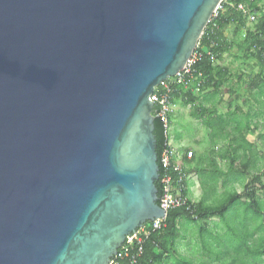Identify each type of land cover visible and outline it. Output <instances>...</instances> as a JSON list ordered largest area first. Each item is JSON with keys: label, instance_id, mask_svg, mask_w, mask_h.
I'll return each mask as SVG.
<instances>
[{"label": "water", "instance_id": "water-1", "mask_svg": "<svg viewBox=\"0 0 264 264\" xmlns=\"http://www.w3.org/2000/svg\"><path fill=\"white\" fill-rule=\"evenodd\" d=\"M221 1L0 0V264H110L165 215L150 95Z\"/></svg>", "mask_w": 264, "mask_h": 264}, {"label": "trees", "instance_id": "trees-1", "mask_svg": "<svg viewBox=\"0 0 264 264\" xmlns=\"http://www.w3.org/2000/svg\"><path fill=\"white\" fill-rule=\"evenodd\" d=\"M256 2L257 0H224L221 3V9L207 23L193 52V54L196 52L200 54L198 61L192 65L193 72L185 78L183 83L171 85L173 91L170 97L173 104L175 100H180L183 104L190 105L198 101L197 93H202L205 90L216 92L222 88L229 80V68L217 65L215 62H220L224 55L234 47L243 52L242 54L247 59L253 60L258 68L257 72L251 76L248 75L250 80L248 89L256 90L258 88L259 93L264 91V9L256 8ZM239 3L247 4L250 13L256 16L251 28H246V23L249 21L248 15L236 10ZM228 28L232 29L233 38L231 39L226 33ZM243 30L244 34L241 35ZM236 77L239 81L241 80L240 75ZM194 80H196L195 88L197 90L195 93L188 85ZM159 86L160 84L157 88ZM204 100H209L208 96L204 97ZM155 111L156 107L153 106V133L156 140L155 151L158 162L162 150L166 148L167 136L163 122L160 117L156 116ZM204 111V107L199 104L197 114L199 118L203 119ZM173 113L168 118L169 126ZM231 114L233 116L230 117L229 115V119H227V116L226 118H219L211 113L209 119L202 121L216 137H227L226 134L222 135V132L229 126L228 169L223 171L217 165L213 151L208 153L207 164L203 165L204 161L198 160L193 168L195 171L193 173H195L202 188L201 199L197 203L190 201L187 197L188 189L185 188L184 195L188 198L187 206L167 211L165 228L157 233H152L145 240L141 264H162L166 257L175 259L178 264H190V261L182 258L177 251L176 242L181 228V220L196 223L210 217L218 218L229 229V239L225 241V243H229V264H244L246 260L242 258V255L249 256L252 264H256L258 261L264 262V200H260L257 195L259 189L264 197V184L260 180L264 169L259 171V174H255L249 182L243 184L242 178L247 172H250L249 170L257 171L259 169L251 158L253 144L246 139V136L251 132L250 115L246 114L242 119H238L233 112ZM233 123L234 125L231 126ZM262 137L264 138V135ZM227 155V151H225L223 156L226 157ZM238 158H241L242 161L240 167L235 168L234 164ZM191 163L192 159H188L185 153L180 165L187 171ZM161 174L162 169L159 166V177L155 180L158 197L161 193ZM230 179L243 184L240 192H237L232 185L227 187V184L231 183ZM219 186H222L224 190L220 194L221 197L216 198ZM215 202L217 203L214 204ZM205 232L208 233L204 227H198L202 243H204L203 233ZM220 254L226 255V252L221 251L218 255Z\"/></svg>", "mask_w": 264, "mask_h": 264}, {"label": "rangeland", "instance_id": "rangeland-1", "mask_svg": "<svg viewBox=\"0 0 264 264\" xmlns=\"http://www.w3.org/2000/svg\"><path fill=\"white\" fill-rule=\"evenodd\" d=\"M253 23L250 20L247 21L246 28H251ZM243 34L244 30L241 32V35ZM228 37L230 39L233 38L231 28L229 29ZM235 38L239 39L238 37ZM242 53L234 47L227 53L229 55L225 54L220 62H215L217 65L229 68L230 72L228 82L218 91L212 92L211 90H205L202 93H197L198 101L190 105L183 104L180 100L174 101V113L171 117L168 135L169 138L172 137L170 144L178 155L180 162L183 160L185 153L188 151L193 152L191 165L187 171L184 168L188 175L186 181V188L188 189L187 197L193 203H197L202 197V188L195 173H193V168L198 163V160L202 159L204 161L203 165L205 163L207 164L208 159L206 160V158L208 157V153L213 151L217 165L223 171H226L229 167V149L227 146L229 144L230 128L228 126L222 132V135L226 134L227 137H216L214 133H211L210 128L202 122L203 120L209 119L211 113L219 118H226L227 116V119H229V115L230 117L233 116L231 114L232 112L238 119H242L246 114L250 115L251 132L246 136V139L253 144L251 158L255 161L259 169L257 171L249 170L250 172H247L242 178L243 184L249 182L255 174H259V171L264 169V166H262L264 165V138L262 137L264 135V91L262 90L259 93L258 88L256 90L248 89L250 81L248 75L251 76L257 72L258 68L253 60L247 59ZM238 75L241 76L240 81L236 77ZM195 84L196 80L188 84L193 89V92L197 91ZM229 88L231 89L230 92L228 90ZM206 96L209 98L207 101L204 100ZM199 104L205 109L203 119L197 115ZM215 117L213 116V118ZM233 125L234 123L231 124V126ZM225 151L228 154L226 157L223 156ZM241 161V158L236 160L234 164L235 168L240 167ZM260 180L264 184V171ZM243 184L231 180V183H228L227 187L232 185L237 192H240ZM223 190L224 188L222 186L218 187V195L216 198L221 197L220 194ZM257 195L260 200H264L261 190H257ZM227 219L229 222V213ZM199 226L204 227L208 231V233H203L204 243L200 240L198 233ZM227 239H229V229L216 217H210L196 223L181 220V228L176 242L177 251L182 258L190 261V264H229V243H225ZM221 251L226 252V255H218ZM242 256L246 260L244 264H252L249 256ZM162 264L178 263L175 259L166 257ZM256 264H264V262L258 261Z\"/></svg>", "mask_w": 264, "mask_h": 264}, {"label": "built area", "instance_id": "built-area-1", "mask_svg": "<svg viewBox=\"0 0 264 264\" xmlns=\"http://www.w3.org/2000/svg\"><path fill=\"white\" fill-rule=\"evenodd\" d=\"M224 0L221 1V3ZM221 3L218 9L212 15H217V11L221 9ZM236 10L248 15V20L254 22L256 16L249 11V7L245 3H239ZM196 49V48H195ZM200 54L197 52L192 54L187 64L175 76L166 79L160 83V86L154 88L150 95L152 104L156 106L155 114L160 117L163 122V128L167 136L166 148L160 154V161L162 164L161 174V193L158 205L164 209L165 215L154 221L145 222L140 228L136 230L133 236L127 240L117 252V255L110 261V264H141V259L144 254L145 240L152 234L162 231L165 228L166 214L169 209L187 206L188 198L184 195L186 188V181L188 175L185 169L180 165V159L176 152L172 149L170 144L168 130V118L174 112V104L171 100L170 94L173 91L172 84H181L185 78L191 75L192 65L198 61ZM193 155L192 151L186 153L189 159Z\"/></svg>", "mask_w": 264, "mask_h": 264}, {"label": "crops", "instance_id": "crops-1", "mask_svg": "<svg viewBox=\"0 0 264 264\" xmlns=\"http://www.w3.org/2000/svg\"><path fill=\"white\" fill-rule=\"evenodd\" d=\"M256 8L263 10L264 9V0H257V2H256ZM228 32H229V28L226 30V33H228ZM226 55H229V54H226ZM171 139H172V137H171Z\"/></svg>", "mask_w": 264, "mask_h": 264}]
</instances>
